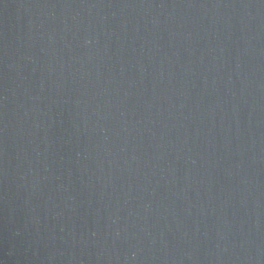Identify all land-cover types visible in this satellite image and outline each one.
Returning <instances> with one entry per match:
<instances>
[{
	"label": "water",
	"instance_id": "obj_1",
	"mask_svg": "<svg viewBox=\"0 0 264 264\" xmlns=\"http://www.w3.org/2000/svg\"><path fill=\"white\" fill-rule=\"evenodd\" d=\"M0 264H264V0H0Z\"/></svg>",
	"mask_w": 264,
	"mask_h": 264
}]
</instances>
